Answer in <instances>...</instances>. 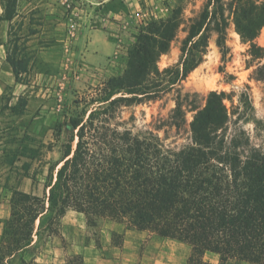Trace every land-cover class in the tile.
<instances>
[{
    "label": "trees",
    "instance_id": "1",
    "mask_svg": "<svg viewBox=\"0 0 264 264\" xmlns=\"http://www.w3.org/2000/svg\"><path fill=\"white\" fill-rule=\"evenodd\" d=\"M2 3L4 19L10 20L14 0ZM228 9L226 15L221 0L209 1L188 26L177 63L163 69L158 60L168 53L180 23L175 13L151 20L135 36L123 72L77 97L76 112L53 128L57 138L64 130L66 140L60 158L48 164L43 195L9 189L0 264L15 255L19 264H32L22 253L42 231L57 234L67 210L82 214L88 227L112 221L181 242L190 248L186 264H264V114L257 116L247 84L203 95L182 86L202 63L211 33L224 54L230 15L247 46L246 66L254 67L252 79L262 85L264 110V48L256 43L264 27V1L231 0ZM6 61L15 82L24 83L27 63L14 51ZM157 102L160 108L173 106L135 132V115L126 119L125 110ZM25 104L19 98L11 114L22 115ZM170 133L173 139L166 142ZM10 137L18 146L10 154L2 150L4 164L25 158L22 167L29 170L41 152L30 144L27 124L19 138ZM38 174L43 172L23 176L34 183ZM44 215L49 216L45 227L35 228ZM206 253L217 255L218 262L204 260ZM68 264L82 260L73 256Z\"/></svg>",
    "mask_w": 264,
    "mask_h": 264
},
{
    "label": "rangeland",
    "instance_id": "2",
    "mask_svg": "<svg viewBox=\"0 0 264 264\" xmlns=\"http://www.w3.org/2000/svg\"><path fill=\"white\" fill-rule=\"evenodd\" d=\"M209 1L211 3L214 0H32V5H39L41 12L48 9L54 10L55 15L57 14L58 17L65 16L63 18L66 20L64 30L60 25L62 22L54 20L53 29L55 28L56 36L62 30L66 36L68 15L71 12L74 13V21L77 23L79 30L81 24L79 13L82 11L81 15L87 17L85 22L87 26H98L108 31L109 39L114 43L115 52L106 60H104L105 54L99 55V61H102L101 64L87 65L80 56L71 55V46L75 40L70 44L67 37V48H63V43L56 41L57 37H55L56 39L51 43V46L44 44L45 47H50L49 49L39 52L40 50L36 48L35 51H32L31 58L36 59V62H34L37 63L36 69L45 72L47 76L33 77L27 74L24 77L32 88L26 94L28 95L27 106L22 109L20 119L11 115L7 109L0 111V134H2L0 136H3L0 137L1 182L7 179V186L11 185L16 189L26 190L42 196L48 164H52L60 158L61 145L66 140L64 130L57 138L53 128L76 112L74 101L77 97L82 96L89 89L101 85L108 78L121 74L127 62V52L134 43L135 36L140 28L151 20L166 19L174 13L180 24L168 53L160 56L158 67L163 69L177 63L181 43L187 35L188 26L198 17ZM230 3L231 0H221L226 15L229 14L228 4ZM24 5L26 6V4ZM29 7H31V4ZM47 20L43 18L40 23V30L45 32L43 43L48 40L51 42V37L46 36H50L53 32L51 22ZM228 21L226 48L222 50L224 54L222 55L215 43L216 33H211L203 61L182 82L183 91L203 95L213 90L238 91L244 84H247L251 89L257 116L260 117L264 114L261 104L262 85L252 79L254 67L247 68L246 66V61L249 60V56L246 54L247 46L241 42L235 31L232 16H228ZM256 43L264 48V27L258 33ZM36 45V42L32 43V47ZM261 62H264V56ZM160 105L161 103L157 102L132 106L125 110L124 117L127 119L131 114H134L136 121L133 130L139 132L150 123L152 116L155 117L158 113H161L162 116L165 115L173 106V103L170 102L163 108H160ZM187 118L191 120V113L187 114ZM21 121L25 123L22 127L19 126V123H22ZM26 124L29 137L32 139L30 144L34 148L39 147L41 152L39 160L30 162L31 167L29 170H24L22 167V164L27 160L25 158L18 159L11 166L4 164L2 152L5 148H7V154L17 150L18 142L10 136L16 134V138H19ZM159 135L163 136V133L160 132ZM5 139L11 140L12 143L5 145ZM172 139L173 136L170 133L166 142ZM38 171H42L43 174L36 175L34 183L23 176H30L33 172ZM48 217V215L42 216L43 223L36 221L35 228L39 226L44 228V222ZM104 222H99L95 227H88V239L94 240L96 245H98V226H101ZM139 237L140 243L138 246L125 250V255L128 258L125 264H186L190 254V248L187 245L175 240L160 238L147 232L140 233ZM44 238L45 231H42L37 241L40 242ZM121 242L119 235L112 237L113 244L120 245ZM69 258L71 259V257ZM111 259L110 264H124L118 257L112 256ZM204 260L217 263L218 256L206 253ZM5 264H19L17 255L6 261ZM226 264L252 263L242 260H230Z\"/></svg>",
    "mask_w": 264,
    "mask_h": 264
},
{
    "label": "crops",
    "instance_id": "3",
    "mask_svg": "<svg viewBox=\"0 0 264 264\" xmlns=\"http://www.w3.org/2000/svg\"><path fill=\"white\" fill-rule=\"evenodd\" d=\"M30 4L31 7H29ZM81 12L79 13L81 24L71 46V55L80 56L87 65L101 64L99 55L105 54L104 60H106L115 52L114 43L110 41L106 29L98 26H87L85 23L87 17L81 15ZM64 17L55 15L54 10L47 9L45 12H41L39 5H32V0H14L12 18L6 20L4 19V5L0 0V111L9 110V108L16 106L19 98H25L26 104L23 107L25 108L28 96L26 94L32 88L27 80L22 84L15 82L10 65L6 61L8 52L14 51L18 59H23L27 63L26 72L23 73L24 77L27 74L33 77L47 76L45 72L36 69L37 63H34L36 59H32L31 54L36 48L40 50L39 52L49 49L50 47H45L44 44L51 46V43L56 39L55 37H57L56 41L63 43V48H67L66 36L63 32L66 21L63 19ZM43 18L51 22L52 29L54 20L62 22L60 24L63 29L61 33L56 36L54 28L53 32L51 30L52 34L46 36L51 37V42L48 40L43 43L45 32L40 30V23ZM34 42L37 45L32 47ZM32 65L34 66L32 67ZM14 116L20 119L22 115ZM11 187V185L7 186V179L1 182L0 178V238L4 221L8 219L10 214L11 191L9 189ZM17 190L19 189L17 188ZM19 191L31 193L26 190ZM57 231V234H49L46 231L45 238L40 242L34 236L31 245L22 253L24 260L32 264H68L69 257L79 256L82 264H110L113 256L118 257L125 264L128 260L125 250L138 246L140 243L139 234L142 233L141 231L127 230L122 224L105 221L104 224L98 226V245H96L94 240L88 239V226L84 216L72 210H67L64 213L59 221ZM114 235L121 237L120 245L112 243ZM119 246L121 247L119 248ZM19 256L17 255V258Z\"/></svg>",
    "mask_w": 264,
    "mask_h": 264
},
{
    "label": "built area",
    "instance_id": "4",
    "mask_svg": "<svg viewBox=\"0 0 264 264\" xmlns=\"http://www.w3.org/2000/svg\"><path fill=\"white\" fill-rule=\"evenodd\" d=\"M74 19H75L74 13L71 12L68 15L67 33H66L67 40L70 42V44L75 40L78 31L77 23L74 21Z\"/></svg>",
    "mask_w": 264,
    "mask_h": 264
}]
</instances>
